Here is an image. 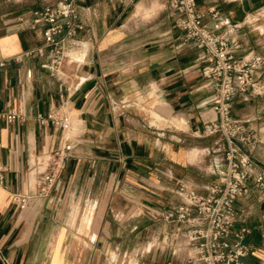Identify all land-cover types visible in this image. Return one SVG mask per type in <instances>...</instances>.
<instances>
[{
    "label": "crops",
    "instance_id": "1",
    "mask_svg": "<svg viewBox=\"0 0 264 264\" xmlns=\"http://www.w3.org/2000/svg\"><path fill=\"white\" fill-rule=\"evenodd\" d=\"M59 1L0 0V113L22 116L0 117V251L12 264H111L110 252L181 264L145 242L170 229L162 215L183 203L179 184L203 192L224 166V138L202 131L216 117L203 73L210 60L185 40L169 0H74L76 17L68 25L58 20L61 62L51 70L49 23L33 19ZM197 4L241 25L231 33L241 44L237 54L264 55V0ZM259 82V92L234 94L232 115L251 136L244 151L264 173V73ZM50 113L69 116L70 125L38 120ZM67 143L53 189L37 196L44 155ZM12 193L29 196L25 207ZM88 206L77 226L89 239L75 256L68 237ZM234 206L243 212L228 239L248 228L241 240L252 247L240 264H264V188L248 180Z\"/></svg>",
    "mask_w": 264,
    "mask_h": 264
},
{
    "label": "built area",
    "instance_id": "2",
    "mask_svg": "<svg viewBox=\"0 0 264 264\" xmlns=\"http://www.w3.org/2000/svg\"><path fill=\"white\" fill-rule=\"evenodd\" d=\"M73 3L74 0H60L55 6L34 11V24L49 23L43 36L46 45L52 46L54 55L50 69L54 71L61 62L56 54L62 52V43L54 37L63 27L58 20L63 19L67 25L71 23L76 17ZM168 5L178 14L177 26L184 32L185 40L203 49L210 60L203 73L209 78L213 92L212 108L216 117L205 122L202 131L205 135L221 134L226 148L220 157L224 166H217L213 171L216 180L206 186L203 192L187 184H179L176 192L183 203L164 211L162 218L172 225L162 236L153 238L152 245L169 249L171 256L181 264H240L241 257L250 254L252 247L241 240L243 234L249 231L248 228H241L235 233V241L228 239L243 212L236 209L234 203L246 193L248 180L264 188V173L256 168L251 156L243 149L251 136L232 115V98L237 91L261 90L259 78L264 73V55L251 52L237 54L241 44L231 33L241 25L231 22L229 17H222L216 6L202 10L197 0H169ZM222 28L228 30L221 31ZM1 65L3 62H0ZM2 116L8 121L22 118L15 112L0 113ZM38 120L62 128L70 125L69 116L56 113ZM71 148V144L67 143L44 155L37 196L46 197L50 194ZM28 198V195L21 193L11 194V200L20 208L25 207ZM261 238L264 245V225ZM0 263L12 264L1 251Z\"/></svg>",
    "mask_w": 264,
    "mask_h": 264
},
{
    "label": "rangeland",
    "instance_id": "3",
    "mask_svg": "<svg viewBox=\"0 0 264 264\" xmlns=\"http://www.w3.org/2000/svg\"><path fill=\"white\" fill-rule=\"evenodd\" d=\"M264 14V12H263ZM82 211H85V214L88 213L89 211V206L85 209H79L75 218V221L73 223V230L71 235L68 237V242L70 243V246L72 248V253L75 256H78L81 254L79 248L81 247L82 244H85L88 239H89V235H88V230L85 227H81V229H78L77 223H78V216L82 215ZM90 222V220H89ZM83 230V231H82ZM146 246H148L149 244L152 245L153 244V239L148 240V242H145ZM108 257H110V260H113L114 262L111 264H131L132 262L134 263H138V264H142L140 261L138 262L134 256V252H121L120 254H117L116 252H110L108 255ZM102 259H105V257L103 256ZM140 260L143 262V264H149L148 262V257L145 255L144 257L140 258ZM150 264H155L154 262H151Z\"/></svg>",
    "mask_w": 264,
    "mask_h": 264
},
{
    "label": "bare ground",
    "instance_id": "4",
    "mask_svg": "<svg viewBox=\"0 0 264 264\" xmlns=\"http://www.w3.org/2000/svg\"><path fill=\"white\" fill-rule=\"evenodd\" d=\"M75 213H76V212H75ZM75 213H74V214H75ZM75 216H76V215H75ZM81 225H82V224H81ZM81 225H80V226H81ZM82 227H83V226H82ZM79 228H80V227H79ZM82 231H83V230H82Z\"/></svg>",
    "mask_w": 264,
    "mask_h": 264
}]
</instances>
